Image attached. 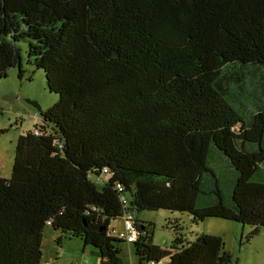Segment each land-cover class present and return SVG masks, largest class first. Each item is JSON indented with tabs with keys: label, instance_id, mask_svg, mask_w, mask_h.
Instances as JSON below:
<instances>
[{
	"label": "trees",
	"instance_id": "obj_1",
	"mask_svg": "<svg viewBox=\"0 0 264 264\" xmlns=\"http://www.w3.org/2000/svg\"><path fill=\"white\" fill-rule=\"evenodd\" d=\"M22 43L59 99L0 176V264H42L47 226L126 264L129 216L136 264H233L223 237L176 220L163 248L133 213L264 226V0H0V78L24 79Z\"/></svg>",
	"mask_w": 264,
	"mask_h": 264
},
{
	"label": "rangeland",
	"instance_id": "obj_2",
	"mask_svg": "<svg viewBox=\"0 0 264 264\" xmlns=\"http://www.w3.org/2000/svg\"><path fill=\"white\" fill-rule=\"evenodd\" d=\"M21 45L26 70L24 79L18 77L17 68H11L7 77L0 78V130L4 131L0 135V176L3 177L12 174L20 135L34 130L36 125L42 123L39 108L46 110L59 99L58 94L47 88L45 72L28 63L27 44ZM30 76L32 79H28ZM133 215L140 221L153 223L154 242L163 248L170 247L174 237L173 222L178 220L184 226L188 240H195L200 233L223 237L233 264H264V226L249 237L253 227L224 218L210 217L194 223L190 213L165 209L135 211ZM125 224V217L112 222V226L118 229ZM61 234V231L47 226L43 239L42 264H99L100 259L93 253L92 246L85 247L81 239L67 235L58 244L57 239ZM122 247L125 263L136 264L133 246L123 243ZM168 262L169 258H165L160 264Z\"/></svg>",
	"mask_w": 264,
	"mask_h": 264
},
{
	"label": "built area",
	"instance_id": "obj_3",
	"mask_svg": "<svg viewBox=\"0 0 264 264\" xmlns=\"http://www.w3.org/2000/svg\"><path fill=\"white\" fill-rule=\"evenodd\" d=\"M114 233L117 234L120 238L125 239L129 244L132 243L137 236L132 217H127L125 226L121 230L114 229Z\"/></svg>",
	"mask_w": 264,
	"mask_h": 264
},
{
	"label": "crops",
	"instance_id": "obj_4",
	"mask_svg": "<svg viewBox=\"0 0 264 264\" xmlns=\"http://www.w3.org/2000/svg\"><path fill=\"white\" fill-rule=\"evenodd\" d=\"M129 244V243H128ZM129 246H132L131 244H129ZM129 253L131 254V250L128 249ZM45 264H50L49 262H46Z\"/></svg>",
	"mask_w": 264,
	"mask_h": 264
}]
</instances>
